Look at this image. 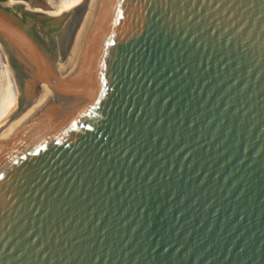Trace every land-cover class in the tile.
I'll use <instances>...</instances> for the list:
<instances>
[{"label":"water","instance_id":"1","mask_svg":"<svg viewBox=\"0 0 264 264\" xmlns=\"http://www.w3.org/2000/svg\"><path fill=\"white\" fill-rule=\"evenodd\" d=\"M0 44V264H264V0H0Z\"/></svg>","mask_w":264,"mask_h":264},{"label":"bare ground","instance_id":"2","mask_svg":"<svg viewBox=\"0 0 264 264\" xmlns=\"http://www.w3.org/2000/svg\"><path fill=\"white\" fill-rule=\"evenodd\" d=\"M82 0H47L41 7L29 0H7L10 5L23 4L32 11L45 12L50 16L59 15ZM19 93V80L7 52L0 44V122L14 109Z\"/></svg>","mask_w":264,"mask_h":264},{"label":"rangeland","instance_id":"3","mask_svg":"<svg viewBox=\"0 0 264 264\" xmlns=\"http://www.w3.org/2000/svg\"><path fill=\"white\" fill-rule=\"evenodd\" d=\"M3 1H6V0H3ZM29 1H34L35 3L37 2V0H29ZM40 1H42V2H45V3H46V1H47V0H40Z\"/></svg>","mask_w":264,"mask_h":264}]
</instances>
